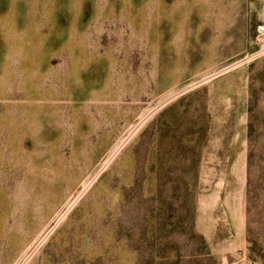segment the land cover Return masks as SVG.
<instances>
[{
	"label": "rangeland",
	"instance_id": "1",
	"mask_svg": "<svg viewBox=\"0 0 264 264\" xmlns=\"http://www.w3.org/2000/svg\"><path fill=\"white\" fill-rule=\"evenodd\" d=\"M0 264H264V0H0Z\"/></svg>",
	"mask_w": 264,
	"mask_h": 264
},
{
	"label": "bare ground",
	"instance_id": "2",
	"mask_svg": "<svg viewBox=\"0 0 264 264\" xmlns=\"http://www.w3.org/2000/svg\"><path fill=\"white\" fill-rule=\"evenodd\" d=\"M197 85V84H196ZM181 94V93H180ZM169 101V100H168ZM165 103V102H164ZM156 111V109L155 110H152V111H149V112H147V113H144V115L142 116V122H145V121H147V120H149V118L154 114V112ZM120 148H117L116 150L114 149V151L112 152V155H114L116 152L118 153V150H119ZM113 157V156H112Z\"/></svg>",
	"mask_w": 264,
	"mask_h": 264
}]
</instances>
